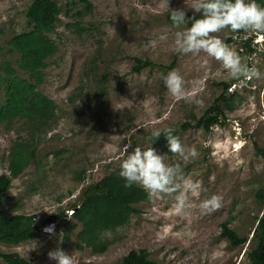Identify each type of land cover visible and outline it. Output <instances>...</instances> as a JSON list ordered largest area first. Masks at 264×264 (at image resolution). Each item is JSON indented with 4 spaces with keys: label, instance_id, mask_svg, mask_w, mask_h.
<instances>
[{
    "label": "rangeland",
    "instance_id": "obj_1",
    "mask_svg": "<svg viewBox=\"0 0 264 264\" xmlns=\"http://www.w3.org/2000/svg\"><path fill=\"white\" fill-rule=\"evenodd\" d=\"M33 1L0 0V46L13 62L19 56L9 55L6 43L29 31L26 11ZM89 1L92 13L80 18L84 6L56 0L60 16L50 37L58 52L49 60L39 88L56 103V117L41 137L36 163L13 180L5 197V213L35 216L40 236L19 246L0 244V253L57 264L48 252L59 247L73 254L76 264H114L131 251L146 250L157 264H248L246 254L256 248L255 231L264 211L258 196L264 190V159L256 153L257 147H264V78L244 82L203 52L184 55L175 50V33L188 26L177 27L168 17L177 9L201 15L189 8L193 0ZM162 34L167 35L164 41L159 40ZM216 35L264 74L263 35L252 42L254 53L244 45L250 34L241 37L225 29ZM150 41L155 46H147ZM135 59L150 60L156 67L134 72ZM173 62L171 71L183 76L192 102L177 101L165 87L163 77L171 72L165 67ZM226 85L225 101H217ZM214 105L222 124L206 133L198 121ZM25 128L22 122L10 128L0 125V175L8 173V149L26 136ZM167 129L187 148L196 147L199 156L184 163L179 155L168 154L151 135ZM128 145L129 152L154 147L165 163L179 164L184 177L199 182L202 190L188 193L192 207L183 212L176 207L175 194L136 205L141 213L116 232H107V251L95 254L79 247L81 226L69 231L76 225L69 208L91 183L120 170ZM80 174L85 181L78 180ZM213 194L222 197V206L204 214L198 205ZM61 213L67 217L53 223L56 235L45 233L53 224L43 222ZM224 222L248 238L243 246L232 247L221 236ZM0 264L6 263L0 259Z\"/></svg>",
    "mask_w": 264,
    "mask_h": 264
},
{
    "label": "trees",
    "instance_id": "obj_2",
    "mask_svg": "<svg viewBox=\"0 0 264 264\" xmlns=\"http://www.w3.org/2000/svg\"><path fill=\"white\" fill-rule=\"evenodd\" d=\"M69 7L78 4L84 6L85 12H78L83 18L85 14H91L93 5L89 0H69ZM264 7V0H256ZM60 7L56 0H34L26 11L29 31L14 35L7 43V53L17 54L19 59L13 62L4 57V50L0 46V125L7 128L16 123L25 124V137H19L8 149L5 160L8 164V173L0 175V244L19 246L39 238V226L36 217L27 214L8 216L5 213V197L13 185V180L19 178L33 164L36 163L38 147L41 137L47 135L49 124L55 119L57 113L56 103L40 91L45 82V71L49 60L58 52L57 43L50 37L59 21ZM195 15L188 14L187 25L190 27ZM201 15L195 16L200 18ZM171 23V15L168 17ZM230 31V30H229ZM238 36H248L244 45L254 53L252 42L257 35L244 31L232 32ZM233 41V38L230 39ZM176 66L173 62L165 67L171 71ZM156 64L150 60L135 59L132 68L140 73L145 68H154ZM20 73L22 75H20ZM229 85L225 86L223 95L217 101H225L224 94ZM219 108L214 105L207 109L198 121V127L206 133H211L214 126L222 124L217 113ZM192 119H196L192 115ZM187 125H183L186 129ZM166 131L161 132L160 143L168 154ZM173 135L177 134L173 132ZM256 153L264 159V147H257ZM119 171H113L104 176L100 181L91 183L82 193L77 204L70 206L71 218L76 225L70 230L81 226L78 233V245L80 248H89L95 254H104L109 241L105 239L107 232H116L129 224L133 216L141 212L135 206L148 202V194L137 185L125 187L126 181L120 176ZM78 180L85 181L84 174H80ZM261 203L264 206V190L259 192ZM67 217V214L52 215L43 222V225L55 223L57 220ZM221 236L227 239L232 247L243 246L248 238L241 237L230 228L229 222L222 224ZM69 231L65 241H70ZM256 248L246 254L248 264H264V211L258 219L255 231ZM0 259L6 264H35L17 253H0ZM114 264H157L149 258L146 250L131 251L121 263Z\"/></svg>",
    "mask_w": 264,
    "mask_h": 264
},
{
    "label": "clouds",
    "instance_id": "obj_3",
    "mask_svg": "<svg viewBox=\"0 0 264 264\" xmlns=\"http://www.w3.org/2000/svg\"><path fill=\"white\" fill-rule=\"evenodd\" d=\"M189 8L195 13H201V17L194 16L190 27L175 33L174 46L178 53L199 55L203 52L208 57L221 62L223 68L233 78H243L244 82L264 78V74L255 64L248 66L234 48L216 35L225 29L232 32L264 33V7L256 0H193ZM171 19L177 27L188 22L186 11L183 9L172 10ZM166 39V34L159 37L160 41ZM155 43L150 41L147 46L153 47ZM260 45L264 46V41H261ZM163 81L168 92L177 101L192 102L194 100L187 90L186 81L178 71L169 72L163 77ZM173 131V129H167L165 135L169 152L179 155L184 163L198 157L199 152L196 147L187 148L182 144L180 137L173 135ZM151 135L159 139L161 132L155 130ZM129 148L131 145L125 148L127 155L120 164L119 173L126 181L125 187L130 188L133 185L142 187L150 200L175 194L176 207L180 212L192 207L188 200V193L200 192L202 188L199 182L185 178L179 164L165 163L164 155H161L154 147L147 149L135 147L131 152L128 151ZM221 206L222 197L218 194H213L198 205L204 214L217 211ZM43 231L50 236L56 235L54 224L46 226ZM63 234V232L59 234L61 243ZM48 258L55 260L57 264H76L75 256L59 247L49 251Z\"/></svg>",
    "mask_w": 264,
    "mask_h": 264
}]
</instances>
